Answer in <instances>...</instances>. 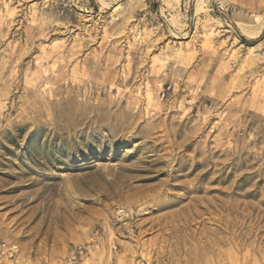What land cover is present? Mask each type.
<instances>
[{"label": "rangeland", "instance_id": "obj_1", "mask_svg": "<svg viewBox=\"0 0 264 264\" xmlns=\"http://www.w3.org/2000/svg\"><path fill=\"white\" fill-rule=\"evenodd\" d=\"M0 242L264 264V0H0Z\"/></svg>", "mask_w": 264, "mask_h": 264}, {"label": "built area", "instance_id": "obj_2", "mask_svg": "<svg viewBox=\"0 0 264 264\" xmlns=\"http://www.w3.org/2000/svg\"><path fill=\"white\" fill-rule=\"evenodd\" d=\"M8 252L10 253V255H12L14 251L12 248H8L5 245V243L0 242V254H4ZM81 253H82V250L80 248H76L75 251H73L68 257L67 264H76V258L80 256Z\"/></svg>", "mask_w": 264, "mask_h": 264}, {"label": "bare ground", "instance_id": "obj_3", "mask_svg": "<svg viewBox=\"0 0 264 264\" xmlns=\"http://www.w3.org/2000/svg\"><path fill=\"white\" fill-rule=\"evenodd\" d=\"M175 2H178L179 0H174ZM200 3L203 2V0H198ZM129 128V127H128ZM127 129V128H126ZM123 130V129H122ZM122 132V131H121ZM197 164V163H196ZM198 165V164H197ZM188 190V189H187ZM192 191V190H191Z\"/></svg>", "mask_w": 264, "mask_h": 264}]
</instances>
